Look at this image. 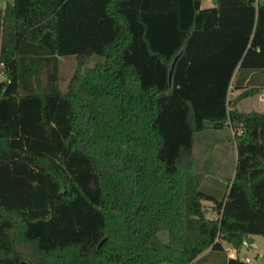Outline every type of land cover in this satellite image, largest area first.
I'll list each match as a JSON object with an SVG mask.
<instances>
[{"label": "trees", "instance_id": "16d2710c", "mask_svg": "<svg viewBox=\"0 0 264 264\" xmlns=\"http://www.w3.org/2000/svg\"><path fill=\"white\" fill-rule=\"evenodd\" d=\"M200 3L0 8V264H246L224 244L264 238V112L238 109L264 90V0ZM228 127L237 160L218 201L200 190L194 137Z\"/></svg>", "mask_w": 264, "mask_h": 264}, {"label": "rangeland", "instance_id": "374dc122", "mask_svg": "<svg viewBox=\"0 0 264 264\" xmlns=\"http://www.w3.org/2000/svg\"><path fill=\"white\" fill-rule=\"evenodd\" d=\"M210 0H202L201 7H209ZM12 0H0V8H3L7 3H11ZM101 62V59L92 56L89 60L81 65L83 68H89L90 66ZM77 61L75 56L64 57L59 59V82L58 86L62 93L67 90V84L71 79V76L76 70ZM5 76L0 73V81L4 80ZM232 85L229 89V98H233V86L235 81H232ZM260 109L255 106L254 100L251 98L245 99L239 105L240 111H251L254 109ZM233 133L224 128L220 131L207 130L202 134L195 135V144L193 147L194 164L196 167V173L202 178L200 190L205 193H210L215 196L218 201L222 200L225 194L227 181L233 177L232 171L234 170L235 162V149L233 142ZM216 144V145H214ZM208 209V216L213 217L214 213L211 211V204L205 203ZM253 247L243 248L239 254L247 256L249 258H255L257 254H264V238L260 236L253 237ZM224 247L230 248L224 244ZM210 260V261H209ZM209 260L205 262H199L197 264H223V253L216 252L212 254ZM263 258L257 262L262 261Z\"/></svg>", "mask_w": 264, "mask_h": 264}, {"label": "crops", "instance_id": "0c3cea01", "mask_svg": "<svg viewBox=\"0 0 264 264\" xmlns=\"http://www.w3.org/2000/svg\"><path fill=\"white\" fill-rule=\"evenodd\" d=\"M201 4H202V0H201V3H200V8H202ZM214 4H215V0H210L209 1V5H208L209 7H205V8H202V9L212 8L214 6ZM232 81H234V78L232 79ZM246 82H247V79H246ZM246 82H245V84H246ZM256 85L257 86H262V88H264V75H262V73L261 74L259 73V77L256 80L255 87H256ZM244 86H246V85H244ZM241 91H242V89L234 90L233 93H232V94H234L233 97L236 96ZM249 98L253 99L254 103H255V106L258 105L260 107V109L256 108V109L251 110V111H246L247 113H249V112H264V90H262L260 93H257L255 96L249 97ZM244 100L245 99H243V101ZM243 101H241V102H243ZM241 102L238 104V107L241 104ZM242 112H244V111H242ZM228 129L231 131L230 127H228ZM214 145H216V144H214ZM234 149H235V147H234ZM235 155H236V152H235ZM236 160H237V155L235 157V162H234L235 166H236ZM234 170H235V167H234ZM234 170L232 171L233 177H234ZM233 177L231 179H233Z\"/></svg>", "mask_w": 264, "mask_h": 264}, {"label": "built area", "instance_id": "2783aa9c", "mask_svg": "<svg viewBox=\"0 0 264 264\" xmlns=\"http://www.w3.org/2000/svg\"><path fill=\"white\" fill-rule=\"evenodd\" d=\"M248 247H253V244H250ZM225 254L227 259L236 260L240 263H246V264H264V254L261 255L257 254L255 258H249L247 256H243V254H239L236 250L232 248H225ZM260 256H262L263 260L260 262H257L258 259H260Z\"/></svg>", "mask_w": 264, "mask_h": 264}, {"label": "water", "instance_id": "95a60500", "mask_svg": "<svg viewBox=\"0 0 264 264\" xmlns=\"http://www.w3.org/2000/svg\"><path fill=\"white\" fill-rule=\"evenodd\" d=\"M176 60H177V58H175V60H174L173 63L171 64L172 67H171L170 72H169V75H168V82H170V80H171V75H172L173 69H174V67H175L174 64H175Z\"/></svg>", "mask_w": 264, "mask_h": 264}]
</instances>
